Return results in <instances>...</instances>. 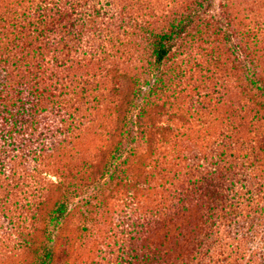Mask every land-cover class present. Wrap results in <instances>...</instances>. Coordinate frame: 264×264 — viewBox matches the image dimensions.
I'll return each instance as SVG.
<instances>
[{
	"label": "trees",
	"instance_id": "1",
	"mask_svg": "<svg viewBox=\"0 0 264 264\" xmlns=\"http://www.w3.org/2000/svg\"><path fill=\"white\" fill-rule=\"evenodd\" d=\"M195 5L169 20L151 0H0V264L22 253L54 264L59 238L68 251L73 200H102L111 184L142 192L147 213L135 218L125 264H264V62L248 45L264 47L262 26L245 31V102L230 130L204 145L187 133L167 150L171 133L143 127L154 126L150 97L177 76L165 61L211 6ZM101 80L117 81L121 124L97 133L95 113L88 129L100 143L66 156L81 92Z\"/></svg>",
	"mask_w": 264,
	"mask_h": 264
},
{
	"label": "rangeland",
	"instance_id": "2",
	"mask_svg": "<svg viewBox=\"0 0 264 264\" xmlns=\"http://www.w3.org/2000/svg\"><path fill=\"white\" fill-rule=\"evenodd\" d=\"M151 1L162 5L169 20L173 19L174 12L178 11L177 18H180L181 13L186 14L190 10L188 6L197 7V1H202L204 7L211 5L206 9L205 16L196 19L194 25L182 35L183 38L165 61L163 69L170 73L178 68L177 76L168 89L150 97L148 107L153 109L151 116L154 118V126H143L151 130L161 128L171 133L172 142L163 143L167 150L176 143L179 146L187 133L198 136L197 144L204 145L209 137L207 133L230 130L235 116L241 113L245 102L243 88L246 74L242 68V51L248 40L245 31L249 25L262 26L264 31V0H212L211 3H206L205 0ZM248 45L254 57L262 58L259 60L262 64L264 47L251 42ZM149 79L151 84L153 77ZM116 83L101 80L99 86L96 89L92 87L90 93L81 92V114L77 113L81 118H74L81 122V129L71 132V146L64 150L66 156L74 155L78 150L92 151L100 143L94 144L93 138L97 139L99 136L93 129H88L93 123L89 120L95 113L97 123L102 124L94 129L97 133H107V130L114 127L113 123L118 122L117 115L124 106L118 110H115V106L118 107L124 99L117 94ZM147 86L148 84L144 85L142 91ZM153 101L155 108L151 105ZM105 104L108 106L103 108ZM95 106L100 108L99 111L93 109ZM127 111L128 126L135 130L134 123L140 111L137 107H130ZM261 129L260 132L264 135V127ZM48 177L53 181L57 178L54 171ZM239 184L237 182L235 187L239 188ZM111 186L113 184L104 190L102 200L91 198L89 204H85L83 199L88 197L85 193L73 200L78 205H72L73 209L66 221L70 229L68 251L66 254L61 252L64 241L59 238L55 247L57 258L54 264H125L135 218L139 214L142 216V212L145 215L147 213L142 207L137 209L142 192L135 194L129 187ZM91 192L96 193L95 190ZM88 210L92 212L84 218L83 214ZM77 226L78 231L75 230ZM241 259L242 262L245 261ZM29 260L30 257L22 253L11 261L15 264H27ZM239 261L237 259L238 264Z\"/></svg>",
	"mask_w": 264,
	"mask_h": 264
}]
</instances>
